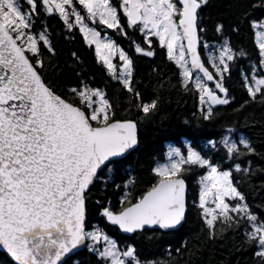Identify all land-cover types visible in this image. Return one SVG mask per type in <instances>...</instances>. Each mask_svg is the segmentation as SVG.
Segmentation results:
<instances>
[{"label": "snow or ice", "instance_id": "obj_1", "mask_svg": "<svg viewBox=\"0 0 264 264\" xmlns=\"http://www.w3.org/2000/svg\"><path fill=\"white\" fill-rule=\"evenodd\" d=\"M208 4L209 0H0V246L15 264H66V258L84 246L106 264H140L134 247L122 251L101 229L87 230L86 206L91 187L138 144L137 121L117 119L114 103L99 88L81 83L67 89L70 99L57 94L43 76L42 58L43 49L52 54L55 49L47 29L33 32L39 9L58 14L70 32L78 30L88 46H94L98 62L136 98L140 94L133 87V60L113 40L102 38V30L127 36L126 27L137 29L149 49L151 37H156L168 59L182 69L184 87L191 84L198 91L200 112L210 120L213 106L231 102L224 81L236 53L225 41L218 55L209 57L213 70L206 66L200 49L202 12ZM252 27L260 30L259 68L254 66L243 81L252 100L264 101V75H256L264 73V20L253 21ZM215 30L222 33L224 25L217 24ZM135 50L149 57L155 54L139 45ZM114 52L123 61L119 73ZM156 107L155 101L138 105L144 114ZM221 143L230 159L241 155V148L255 151L243 137L237 142L225 136ZM167 157V163L152 170L156 183L134 202L125 192L118 209L110 202L103 207L106 220L126 233L178 229L187 210L182 174L192 166L203 168L198 207L209 234L215 235L218 219H246L253 229L247 237L256 242V255L264 262V223L257 225L232 172L221 170L192 147L186 154L173 148ZM236 171L248 169L237 164Z\"/></svg>", "mask_w": 264, "mask_h": 264}, {"label": "trees", "instance_id": "obj_2", "mask_svg": "<svg viewBox=\"0 0 264 264\" xmlns=\"http://www.w3.org/2000/svg\"><path fill=\"white\" fill-rule=\"evenodd\" d=\"M39 11L33 32L47 29L55 49L54 54L43 49L42 58L46 65L43 76L57 94L70 99L67 89L81 83L99 88L114 103L117 119L135 120L138 125L137 148L90 189L88 230L98 225L123 248L134 247L140 264H264L256 255L259 250L256 242L247 237L253 229L246 219L238 223H221L218 219L212 230L215 235L209 234L210 229L198 207L199 181L206 174L203 168L192 166L182 174L189 189L188 211L185 223L177 231L144 230L124 235L102 215L103 207L109 202L118 209L125 192L134 202L156 183L152 170L156 162L166 158L167 143L181 147L188 143L221 170L232 172L233 183L257 217V225L264 223V101L252 100L243 81L244 75H252L254 66L259 68L260 50L252 22L264 20V0H209L203 9L201 55L206 66L213 70L204 42L224 44L228 41L236 53V58L229 62L231 74L224 81L231 102L213 106L214 115L210 120H205L200 112L198 91L191 84L189 88L184 87L182 69L168 59L166 49L159 46L156 37L151 38L153 43L149 49L137 29L126 27L127 36L110 30L133 60V87L140 94L136 98L98 62L94 46L89 47L78 30L70 32L58 14L49 15L43 7ZM217 24L224 25L222 33L215 30ZM136 45L155 54L149 57L138 53ZM153 101L157 105L154 111L144 114L139 110L138 105ZM225 136L237 142L241 137L246 138L255 151L248 153L241 148V155L230 159L221 143ZM237 164L248 171H236ZM129 180L133 182L129 184ZM177 248L180 252L175 251ZM74 262L106 264L89 247L69 258L66 264ZM0 264L14 263L0 252Z\"/></svg>", "mask_w": 264, "mask_h": 264}, {"label": "rangeland", "instance_id": "obj_3", "mask_svg": "<svg viewBox=\"0 0 264 264\" xmlns=\"http://www.w3.org/2000/svg\"><path fill=\"white\" fill-rule=\"evenodd\" d=\"M110 30L111 29H103L102 30V38H110L111 40H113L115 43H116V45L119 47V48H122L126 53H127V51L122 47V45L119 43V41L110 33ZM258 31H260L259 29H256V38H257V40L259 41V37L257 36V32ZM142 36H143V34L142 33H140ZM143 38L145 39V37L143 36ZM152 38V37H151ZM204 45H206V47L204 48V50H205V54H206V56H207V58H208V60H209V57L210 56H212V55H218V49L220 48V46L221 45H223V44H216V43H208V42H204L203 43ZM128 54V53H127ZM113 56H114V59H113V63L114 64H116L117 65V68H118V73L119 72H121L122 71V65H123V61H120L119 60V56H118V53H113ZM128 56H129V54H128ZM210 62V61H209ZM197 73L196 72H194L193 71V75H194V77H195V75H196ZM211 84V83H210ZM237 138H239V137H237ZM190 146H188L186 149H184V148H178V147H174V146H172L171 148H170V150H172L173 148H176V149H180V151L182 152V153H184V154H186L187 153V150H188V148H189ZM192 147V146H191ZM193 148V147H192ZM169 150V151H170ZM197 150V149H196ZM198 151V150H197ZM168 162V157L166 156V158L161 162V163H159V164H163V163H167ZM158 164V165H159ZM211 206V205H210ZM96 228H99V229H101L98 225H95V226H93L91 229H89L88 231H93V230H95ZM102 230V229H101ZM103 231V230H102ZM106 234V233H105ZM110 239H112L111 237H110ZM93 242L92 241H89V244L88 245H91ZM103 243V242H102ZM117 243V242H116ZM127 248H125V249H123V250H126ZM122 250V251H123Z\"/></svg>", "mask_w": 264, "mask_h": 264}, {"label": "water", "instance_id": "obj_4", "mask_svg": "<svg viewBox=\"0 0 264 264\" xmlns=\"http://www.w3.org/2000/svg\"><path fill=\"white\" fill-rule=\"evenodd\" d=\"M137 126H138V125H137ZM138 142H139V140H138ZM137 146H138V144L135 146L134 149L130 150V152L127 153L125 157H127L132 151H134V150L137 148ZM183 179H184V178H183ZM184 180H185V179H184ZM185 183H186V186H187V191H186L187 210H186V213H185V219H186V215H187V211H188V191H189V189H188V183H187L186 180H185ZM86 206H87V201H86ZM108 223H110V222L108 221ZM184 223H185V221L183 222V224H184ZM110 224H111V223H110ZM183 224H182V226H183ZM114 226H116V225H114ZM182 226H181V227H182ZM116 227H118V226H116ZM181 227H179V228L176 229V230H169V231L161 230V229H159V228H146L145 230H161V231H165V232H170V231H177V230H179ZM118 228H119V227H118ZM119 230H120V229H119ZM120 231H121L123 234H125V235H131V234H133V233H126V232H123L122 230H120ZM143 231H144V230H143ZM143 231H137V232H143ZM87 244H88V242H87ZM86 248H87V246H84V247L79 248V249L76 251V253H75L74 255H70L69 257H67V258H66V261H67L69 258H71L72 256H75V255L78 254L80 251H82V250H84V249H86ZM0 252L6 254V255L9 257V259L15 264L14 260L11 258L10 254L7 253L6 249L3 248V246H0Z\"/></svg>", "mask_w": 264, "mask_h": 264}, {"label": "flooded vegetation", "instance_id": "obj_5", "mask_svg": "<svg viewBox=\"0 0 264 264\" xmlns=\"http://www.w3.org/2000/svg\"><path fill=\"white\" fill-rule=\"evenodd\" d=\"M111 238L117 242V244H118V246H119L120 248H122V246L120 245V243L118 242V240H117L116 238H114V237H111Z\"/></svg>", "mask_w": 264, "mask_h": 264}]
</instances>
